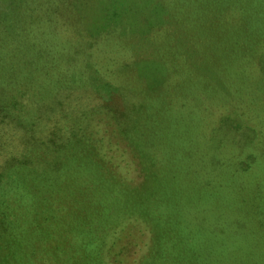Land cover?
<instances>
[{"label":"rangeland","instance_id":"obj_1","mask_svg":"<svg viewBox=\"0 0 264 264\" xmlns=\"http://www.w3.org/2000/svg\"><path fill=\"white\" fill-rule=\"evenodd\" d=\"M0 264H264V0H0Z\"/></svg>","mask_w":264,"mask_h":264},{"label":"trees","instance_id":"obj_2","mask_svg":"<svg viewBox=\"0 0 264 264\" xmlns=\"http://www.w3.org/2000/svg\"><path fill=\"white\" fill-rule=\"evenodd\" d=\"M76 77H77V79H78L79 75H76ZM72 80H73V79H72ZM161 84H162V83H160V85H161ZM161 86H162L161 89H162V88H164V89L166 88L165 90H167V89L171 90L170 88L166 87L164 84H162ZM108 87H110V86H108ZM159 95H161V94L158 93V97H159ZM147 97H149V96L147 95ZM158 97H157V98H158ZM172 102H173V101H172ZM173 104H174V102H173ZM170 105H171V103H170ZM170 109H171V108H170ZM43 141H44V140H43ZM42 144H44V143L42 142ZM56 163H58V162H56ZM50 171H51V170H50ZM51 173H54V170H52L51 172H49V174H51Z\"/></svg>","mask_w":264,"mask_h":264}]
</instances>
